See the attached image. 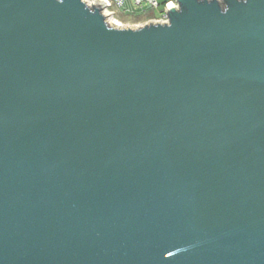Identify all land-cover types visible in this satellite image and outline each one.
<instances>
[{
  "label": "water",
  "instance_id": "95a60500",
  "mask_svg": "<svg viewBox=\"0 0 264 264\" xmlns=\"http://www.w3.org/2000/svg\"><path fill=\"white\" fill-rule=\"evenodd\" d=\"M0 0V264H264V0Z\"/></svg>",
  "mask_w": 264,
  "mask_h": 264
},
{
  "label": "built area",
  "instance_id": "2783aa9c",
  "mask_svg": "<svg viewBox=\"0 0 264 264\" xmlns=\"http://www.w3.org/2000/svg\"><path fill=\"white\" fill-rule=\"evenodd\" d=\"M170 1L172 5L175 4L174 0H103L106 3L103 13L112 12L109 14L112 15L120 12L126 17H150L152 22H164L167 20L166 3ZM155 11L158 13L157 16Z\"/></svg>",
  "mask_w": 264,
  "mask_h": 264
},
{
  "label": "rangeland",
  "instance_id": "374dc122",
  "mask_svg": "<svg viewBox=\"0 0 264 264\" xmlns=\"http://www.w3.org/2000/svg\"><path fill=\"white\" fill-rule=\"evenodd\" d=\"M88 4L95 3V0H85ZM157 11V10H156ZM155 11L156 16L158 13ZM154 14V15H155ZM110 19V21H109ZM151 20L150 17H126L120 12L108 16V21L110 23H119V25H128V26H138L142 25Z\"/></svg>",
  "mask_w": 264,
  "mask_h": 264
},
{
  "label": "bare ground",
  "instance_id": "6f19581e",
  "mask_svg": "<svg viewBox=\"0 0 264 264\" xmlns=\"http://www.w3.org/2000/svg\"><path fill=\"white\" fill-rule=\"evenodd\" d=\"M109 21H110V19H109ZM116 24H117V23H116ZM117 25H119V23H118Z\"/></svg>",
  "mask_w": 264,
  "mask_h": 264
}]
</instances>
